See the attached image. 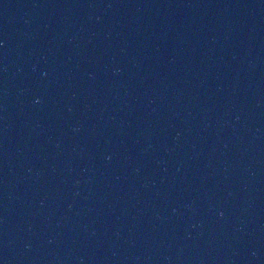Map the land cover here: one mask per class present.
Wrapping results in <instances>:
<instances>
[{"label": "water", "instance_id": "95a60500", "mask_svg": "<svg viewBox=\"0 0 264 264\" xmlns=\"http://www.w3.org/2000/svg\"><path fill=\"white\" fill-rule=\"evenodd\" d=\"M0 264H264V0H0Z\"/></svg>", "mask_w": 264, "mask_h": 264}]
</instances>
